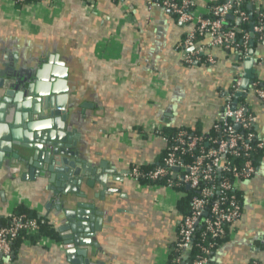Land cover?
Instances as JSON below:
<instances>
[{
    "label": "crops",
    "instance_id": "crops-1",
    "mask_svg": "<svg viewBox=\"0 0 264 264\" xmlns=\"http://www.w3.org/2000/svg\"><path fill=\"white\" fill-rule=\"evenodd\" d=\"M91 1L93 11L86 13L81 0H61L58 6L0 0V97L4 82L31 71L34 59L59 56L65 76L50 77L49 83L58 81L66 91L76 150L106 177L105 187L88 177L79 186L85 201L103 212L101 230L86 247L89 263L166 264L183 214L178 192L161 184L140 187L126 175L130 166L159 164L165 146L148 134L154 126L209 134L245 61L214 48L213 64L186 65L178 46L187 26L154 0ZM192 1L205 9V0ZM245 4L249 14L264 13V0ZM253 52L251 73L264 87V42ZM246 103L256 118V136L264 138V102L248 95ZM11 160L0 162V225L22 206L51 221L58 237L47 246L17 240L11 264H76L57 231L67 225L69 207L46 178L24 179L27 170ZM255 165L256 174L238 189L241 218L209 264H264V153ZM76 195L71 197L80 199Z\"/></svg>",
    "mask_w": 264,
    "mask_h": 264
},
{
    "label": "built area",
    "instance_id": "built-area-1",
    "mask_svg": "<svg viewBox=\"0 0 264 264\" xmlns=\"http://www.w3.org/2000/svg\"><path fill=\"white\" fill-rule=\"evenodd\" d=\"M81 1L86 13L93 11L91 0ZM245 1L247 0H221L212 6L209 5L211 0H205L203 11L195 7L192 0H161L150 3L169 11L177 22L187 26L178 49L182 54L183 63L191 65L201 62L213 64L215 60L210 52L214 48L227 50L241 61L248 57L251 48L250 35L244 34L239 43L236 40L238 25L246 24L250 19L249 13L243 7ZM45 2L58 6L61 0ZM227 15L232 16V25H227ZM252 33L257 36V43L264 42V13L256 14ZM242 74L234 78L230 89L223 95L221 119L212 126L213 134L208 139L205 140L204 136L189 135L182 129L169 137L164 134L163 127L154 126L148 134L164 143L165 156L161 164L149 171L140 170L139 165L130 166L126 175V178L135 181L140 187L156 188L160 185L156 182L164 180L161 185L169 190L183 185L198 191L197 196L190 200L189 212L180 217L176 240L169 252L170 264H183L187 261L198 229L201 231L200 240L194 245L196 253L191 264H209L218 254L223 239L228 237L229 233L232 234L234 225L241 218L242 207L237 195L235 193L229 196V192L238 191L243 181L256 174L254 158L264 151V138H257L246 132L254 125L256 119L248 108L249 105L235 106L234 103L238 93H245L264 102V87L261 86L257 75H254L248 92L243 91ZM235 125L238 129H235ZM143 179L148 182L140 183ZM177 192L179 199L185 195L181 191ZM6 220L8 224L0 226V264H11L13 246L19 239L30 241L29 237H34V243L40 246L57 244L56 239L42 234L43 226L52 227V222L46 218H30L27 215H16L12 211Z\"/></svg>",
    "mask_w": 264,
    "mask_h": 264
},
{
    "label": "water",
    "instance_id": "water-1",
    "mask_svg": "<svg viewBox=\"0 0 264 264\" xmlns=\"http://www.w3.org/2000/svg\"><path fill=\"white\" fill-rule=\"evenodd\" d=\"M226 18L231 20L232 16L227 15ZM252 26L250 24L251 36ZM250 47L242 74L241 89L245 92H248L254 77L253 70L251 73L252 43ZM58 59V55L47 56L46 61L36 58L31 71L15 74L13 79L2 85L5 91L0 97V162L11 158L13 164L27 170L24 179L46 178L53 185L54 195L62 197V205L69 207L64 211L67 225L57 230L66 254L70 255L72 263L91 264L86 247L92 245L95 233L101 230L103 212L90 200L85 201L79 186L83 178L88 177L105 187L106 177L100 174L101 169L91 168L76 150L77 135L69 130L66 91L58 88V81L49 83L50 77L65 76L66 69L60 68ZM242 95L247 96L245 93ZM239 96L240 93L235 96L234 103ZM13 110H17V114L12 119ZM19 112L32 113L20 117ZM234 127L238 129L237 125ZM88 185L93 183L89 181ZM72 194H77L80 199L72 198Z\"/></svg>",
    "mask_w": 264,
    "mask_h": 264
},
{
    "label": "trees",
    "instance_id": "trees-1",
    "mask_svg": "<svg viewBox=\"0 0 264 264\" xmlns=\"http://www.w3.org/2000/svg\"><path fill=\"white\" fill-rule=\"evenodd\" d=\"M43 1H46V0H16V3L18 4V5H21L22 3H24V4H27V3H35V2H43ZM161 0H154L153 2H160ZM175 2H179V0H174ZM220 3V2H219ZM218 3H211V4H209V5H217ZM243 7H244V9L246 10V4L244 3V5H243ZM247 12V11H246ZM248 13V12H247ZM249 22L248 23H246V24H243V23H240L239 25H238V30H237V33H236V40H237V43H239L240 41H241V37L244 35V34H249L250 35V24H253V25H255L256 24V15L255 14H249ZM232 25V20H228L227 21V25ZM226 25V26H227ZM228 25V26H229ZM252 43V45H253V47L255 46V45H257V44H262L263 42H260V43H257V36H255V35H253V36H251L250 35V41H249V46H250V44ZM225 51H227V50H225ZM261 87V86H260ZM245 105H247V103H246V97L245 96H243V95H241V96H239V97H237V99H236V102H235V106H245ZM248 108L250 109V107L248 106ZM179 130V129H178ZM182 130H184V129H182ZM163 131H164V134L165 135H167V136H173V134L175 133V132H177V130H174V129H168V128H164L163 129ZM184 131H186V132H188V134L189 135H194V136H204V138H205V140L206 139H208L209 137H210V135H212L213 133H212V131L209 133V134H207V135H202V134H200V133H198V132H189L188 130H184ZM246 132H250V133H252L255 137H257L256 136V132H255V130H254V128H253V126L248 130V131H246ZM258 138V137H257ZM256 141V139H254L253 140V142H255ZM196 151V149L195 150H193V153ZM264 153V151H261L259 154H263ZM164 156H165V152H163V154H162V156L160 157V159H159V164H161V162H162V160H163V158H164ZM187 159L188 160H191V158L190 157H187ZM256 159V156H255V158H254V160ZM233 162H235V161H233ZM156 165H143V166H140V170H142V171H149V170H152L154 167H155ZM148 181L146 180V179H143V180H140V183H142V184H146ZM157 184H162V183H164V180H159V181H157L156 182ZM176 191H181V192H183L185 195L180 199V210H181V212L184 214V215H186L187 214V212H189V209H190V200L192 199V197H194V196H197V193H198V191H193V190H191V189H188V188H185L183 185H180V186H177L176 187V189H175ZM236 193V195H237V199H238V202H239V204L241 205V203H240V200H239V192L238 191H236V192H233V191H230L229 192V196L231 195V194H235ZM14 214H16V215H27L28 217H30V218H35V219H37V216L35 215V214H32V213H28V211L25 209V208H23L22 206L20 207H17L15 210H14ZM182 214V215H183ZM8 224V221L6 220V219H4V221L2 222V224L0 225V226H6ZM42 231H43V235H46V236H48V237H50V238H53V239H58V237H57V235H56V233H55V231H54V229H53V227H49V226H43L42 227ZM200 233H201V231H200V229H198V231H197V233H196V235H195V237H194V239H193V243H192V248H191V250H190V253H189V256H188V258H187V261H185L183 264H191V261H192V259H193V256L195 255V253H196V247H194V245L197 243V242H199L198 240H200L199 239V236H200ZM29 239H30V241L31 242H35L36 241V238H34V237H29ZM227 239V237L225 238V239H223V241L222 242H224L225 240ZM15 244V243H14ZM166 264H170L169 263V261L166 263ZM251 264H253V262L251 263Z\"/></svg>",
    "mask_w": 264,
    "mask_h": 264
},
{
    "label": "flooded vegetation",
    "instance_id": "flooded-vegetation-1",
    "mask_svg": "<svg viewBox=\"0 0 264 264\" xmlns=\"http://www.w3.org/2000/svg\"><path fill=\"white\" fill-rule=\"evenodd\" d=\"M32 113V112H31ZM47 113V112H46Z\"/></svg>",
    "mask_w": 264,
    "mask_h": 264
}]
</instances>
